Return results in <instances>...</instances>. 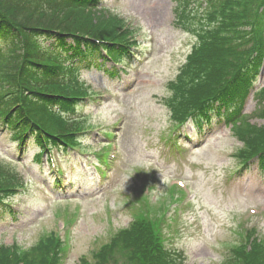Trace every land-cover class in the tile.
I'll use <instances>...</instances> for the list:
<instances>
[{"label": "rangeland", "instance_id": "rangeland-1", "mask_svg": "<svg viewBox=\"0 0 264 264\" xmlns=\"http://www.w3.org/2000/svg\"><path fill=\"white\" fill-rule=\"evenodd\" d=\"M189 1L101 0L106 11L122 19L118 29L127 28L128 38L137 44L134 54L125 52L127 58L119 60L126 73L109 76L104 69L78 65L80 78L96 95L76 114L92 129L84 151L52 152L60 158L63 180H72L64 189L46 157L37 160V146L29 142L21 153L19 141L0 131V161L15 167L28 182L25 191L9 199L15 214L0 205V247L17 244L27 250L56 232L63 239L62 264H82L81 257L96 264L97 250L134 218L148 212L158 219L160 198L177 179L185 180L190 197L185 199L187 188H178L180 199L167 197L172 218L162 228L166 246L184 253L183 264L224 263L245 239L246 227H255L264 237V168L253 160L248 170L241 169L236 152L242 144L224 118L215 116L201 129L191 123L183 133L165 102L172 93L170 81L196 40L191 29L208 6V0H197L196 5ZM180 10L192 19L190 26L179 17ZM95 60L90 57L88 62ZM258 85H264V69ZM255 107L251 97L243 112ZM111 133H116L112 161L105 166L99 155L106 151V135ZM146 184L151 187L152 211L139 198Z\"/></svg>", "mask_w": 264, "mask_h": 264}, {"label": "trees", "instance_id": "trees-1", "mask_svg": "<svg viewBox=\"0 0 264 264\" xmlns=\"http://www.w3.org/2000/svg\"><path fill=\"white\" fill-rule=\"evenodd\" d=\"M100 3L0 0V127L20 138L32 131L42 146L45 140L78 142L76 133L84 129L85 121L61 114L86 93L78 65L95 57L96 66H105L96 40L114 57H124L123 45L129 41L127 28L118 29L122 19ZM205 19L196 29L193 53L171 83L173 95L167 104L178 123L208 117L217 103L233 102L239 112L253 85V71L263 63L264 0H214ZM263 107L258 114L262 117ZM240 137L245 143L241 160L258 156L264 161V124L246 123ZM23 180L0 162V199L24 186ZM146 213L94 254L96 264H180L179 255L163 242L161 222ZM249 236V245L233 247L224 264H264V241ZM61 256L62 240L56 234L27 250L17 244L0 247V264H60Z\"/></svg>", "mask_w": 264, "mask_h": 264}]
</instances>
